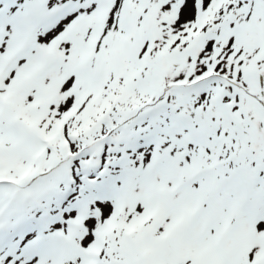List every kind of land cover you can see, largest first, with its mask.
Returning <instances> with one entry per match:
<instances>
[{
    "label": "snow or ice",
    "instance_id": "6c2138e0",
    "mask_svg": "<svg viewBox=\"0 0 264 264\" xmlns=\"http://www.w3.org/2000/svg\"><path fill=\"white\" fill-rule=\"evenodd\" d=\"M0 264H264V0H0Z\"/></svg>",
    "mask_w": 264,
    "mask_h": 264
}]
</instances>
